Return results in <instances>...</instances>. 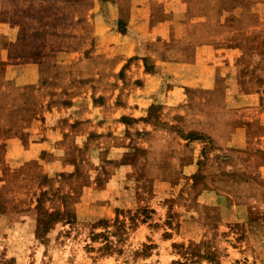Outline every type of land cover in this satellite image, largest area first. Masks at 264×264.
<instances>
[{
    "label": "rangeland",
    "instance_id": "1",
    "mask_svg": "<svg viewBox=\"0 0 264 264\" xmlns=\"http://www.w3.org/2000/svg\"><path fill=\"white\" fill-rule=\"evenodd\" d=\"M181 1L0 0V264H264V0Z\"/></svg>",
    "mask_w": 264,
    "mask_h": 264
},
{
    "label": "crops",
    "instance_id": "2",
    "mask_svg": "<svg viewBox=\"0 0 264 264\" xmlns=\"http://www.w3.org/2000/svg\"><path fill=\"white\" fill-rule=\"evenodd\" d=\"M141 1L134 0L132 4L128 17L130 31L122 32L116 24L109 25L104 22V31L101 32L102 38L112 40L108 48H111L112 51H137L136 37L137 34L141 33L147 42L145 51H190L187 46L192 43V37L188 35L186 26L191 25L194 20L188 18V9L182 3L183 1L180 0L179 9L169 7L168 2H166L162 3L166 8L157 11L153 8L154 0H143L145 1L143 6L140 4ZM139 7L142 8V13H138V10L141 9ZM156 15L159 18H156ZM195 51H206V49L197 46ZM208 51H210L209 48ZM8 52L9 50L0 40V60H7ZM6 68L9 72L7 64ZM162 71V68H158L156 74L149 75L147 83Z\"/></svg>",
    "mask_w": 264,
    "mask_h": 264
}]
</instances>
